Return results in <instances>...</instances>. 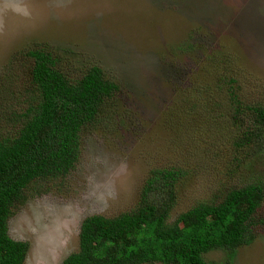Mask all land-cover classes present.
<instances>
[{"label":"rangeland","instance_id":"obj_1","mask_svg":"<svg viewBox=\"0 0 264 264\" xmlns=\"http://www.w3.org/2000/svg\"><path fill=\"white\" fill-rule=\"evenodd\" d=\"M43 47L70 79L99 66L120 90L81 131L74 168L54 187L36 182L13 207L8 233L28 244L24 264H62L78 250L82 221L137 207L157 167L182 173L171 219L228 187L264 182V146L244 155L235 145L241 114L220 82L239 62V101L264 104V0H0V135L20 125L27 52ZM255 220L264 221V200ZM251 230L202 259L264 264V222Z\"/></svg>","mask_w":264,"mask_h":264},{"label":"trees","instance_id":"obj_2","mask_svg":"<svg viewBox=\"0 0 264 264\" xmlns=\"http://www.w3.org/2000/svg\"><path fill=\"white\" fill-rule=\"evenodd\" d=\"M47 50L27 52L31 87L24 108L13 112L20 125L14 134L0 135V264H24L28 252L26 242L8 233L15 204L35 191L36 182L46 180L54 187L56 178L74 168L81 131L98 121L104 103L120 90L99 66L70 79ZM232 65L220 82L227 85L231 108L241 114V140L234 144L245 155L264 146V104L239 101L235 71L241 65ZM181 174L178 167L152 169L137 207L112 217L87 216L78 250L62 264H210L203 252L247 242L251 229L264 222L255 220L264 200L260 179L228 187L219 200L200 202L171 219Z\"/></svg>","mask_w":264,"mask_h":264}]
</instances>
